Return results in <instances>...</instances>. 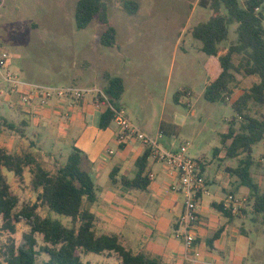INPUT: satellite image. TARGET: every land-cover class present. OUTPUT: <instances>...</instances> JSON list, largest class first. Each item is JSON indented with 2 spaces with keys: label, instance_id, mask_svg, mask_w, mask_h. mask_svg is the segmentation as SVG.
<instances>
[{
  "label": "rangeland",
  "instance_id": "obj_1",
  "mask_svg": "<svg viewBox=\"0 0 264 264\" xmlns=\"http://www.w3.org/2000/svg\"><path fill=\"white\" fill-rule=\"evenodd\" d=\"M78 1L0 0V50L10 55L11 68L19 72L22 80L54 87L103 90L105 73L124 78L125 93L118 108L124 105L131 121L144 125L147 135L158 139L164 148L186 147L189 158L202 159L213 179L218 171L224 174L225 179L219 184H226L229 180L226 168L237 166L238 160L226 156L222 136L229 132L230 126L240 128L242 119L235 117L231 104L255 84L256 77L238 74L228 103H211L205 99L208 63L210 60L216 63L217 57L210 59L201 51V43L192 37V30L207 22L213 12L199 7L198 0H136L138 12L128 14L124 9L126 0H106L109 25L116 30L115 46L106 47L101 43V36L108 26L98 17L86 29H77ZM245 1L239 0L241 5ZM237 28L238 24L231 25L229 40L221 45V50L237 40ZM235 62L238 63L237 58ZM0 90L10 92L1 75ZM179 92L186 93L177 103L175 96ZM7 97L0 99V114L12 115L19 125L20 118L8 107ZM249 109L252 116L264 118V105L252 103ZM233 118L236 119L232 123ZM162 122L175 125L177 133L158 138ZM24 131L25 136H21L18 132L0 130V148L18 155L31 153L52 173L67 161L71 154L70 144L63 143L64 140L58 139L49 129L33 126ZM253 156L257 164L252 171L253 177L264 192V140L254 146ZM2 172L19 197V209L38 204L30 169L26 170L22 181L4 168ZM92 177L99 183L95 175ZM103 178L110 182L107 175ZM38 205V214L45 216L47 208L44 204ZM245 207L253 210L252 202L246 201ZM252 216L260 221L254 224L249 220L246 229L256 238L259 235L255 229L263 224L259 214L249 215ZM52 217L69 224L67 218L54 214ZM29 232L28 222L24 220L18 224L16 234L3 231L0 217V249L12 240L17 245L23 244L24 235ZM38 240L44 244L41 236ZM83 259L91 264H122L116 253L109 257L84 255Z\"/></svg>",
  "mask_w": 264,
  "mask_h": 264
},
{
  "label": "trees",
  "instance_id": "obj_2",
  "mask_svg": "<svg viewBox=\"0 0 264 264\" xmlns=\"http://www.w3.org/2000/svg\"><path fill=\"white\" fill-rule=\"evenodd\" d=\"M201 8L209 9L213 16L192 30V37L201 43V51L209 57H217L222 69L219 77L206 87L204 97L211 103H228L232 98L237 75L255 76L258 83L235 100L231 106L241 118L240 128L230 126L229 132L222 136V144L229 159L238 160L236 168L227 171L237 177L239 187L250 191L249 203L252 202L254 213L261 216L264 225V192L253 177V168L257 165L253 156L254 146L264 140V118L259 119L250 114L249 105H264V0H246L243 5L239 0H198ZM124 9L128 14L139 10L136 0H126ZM226 11L224 13L223 11ZM98 17L107 29L101 36V43L106 47L116 44V30L109 25L108 5L106 0H79L75 12L76 27L84 30ZM238 24L237 40L226 48V53L220 55L221 45L229 40L230 27ZM238 59V63L235 62ZM106 86L103 89L108 100H102L103 109L100 128H109L115 119L113 109H118V102L125 93L124 81L121 77L104 74ZM186 92H179L175 101ZM236 118H233V123ZM5 126L12 131H23L14 124L0 119V127ZM165 130L166 125L161 124ZM123 146V145H122ZM219 151V150H217ZM150 150L147 149L136 163L137 172L133 179L123 178L122 186L129 191L148 189L151 180L147 171ZM89 162L85 154L73 148L67 161L52 173L40 165L31 153L22 155L10 153L0 148V217L2 230L12 235L17 232V226L23 220L28 222L30 232L24 235V243L17 245L11 241L0 249V260L5 264H38L42 254L48 256L44 264H85L82 254L116 253L122 264H162V262L144 253L133 254L125 249L117 236L100 235L96 231V218L86 204L97 200L96 185L87 167ZM13 173L22 181L27 169L32 174V187L37 193V201L44 204L49 215L42 218L37 214L39 205H24L19 209V198L11 190L7 177L2 169ZM112 183H116V174L111 175ZM215 208L231 216L232 211L223 205ZM242 211V210H241ZM55 216L67 218L69 224H64ZM217 232L209 242L218 238ZM43 237L40 245L37 236Z\"/></svg>",
  "mask_w": 264,
  "mask_h": 264
},
{
  "label": "crops",
  "instance_id": "obj_3",
  "mask_svg": "<svg viewBox=\"0 0 264 264\" xmlns=\"http://www.w3.org/2000/svg\"><path fill=\"white\" fill-rule=\"evenodd\" d=\"M225 53L226 49H223L220 55ZM207 69L209 81L206 87L222 72L218 58L216 63L210 60ZM122 79L125 85V79ZM258 81L256 77L255 83ZM101 107L88 97L80 102L70 100L54 102L48 107L11 109L16 112L15 116L20 118L19 125L15 124L12 115L1 113L0 119L14 124L17 130L20 128L23 134L15 130L13 132H18L21 136H25V128L41 126L46 130L49 129L58 139L64 140L63 143L70 144L71 152L75 147L85 154L90 164L87 169L99 182L94 181L97 200L93 204L85 205V208L96 218V231L100 235L117 236L125 249L133 254L144 253L159 259L162 264H264V225L255 229L259 235L256 238H253L246 229L249 220L254 224L260 221L255 218L256 216L249 217L250 214H255L254 211L244 207L240 213L232 211L231 216H226L215 208V205L224 206L230 194L248 201L249 189L239 187L237 177L227 171L228 168L237 166L226 168L225 173L229 180L224 185L219 184L225 179L224 174L218 171L216 178L213 179L207 171V164L203 166L202 171L207 178L208 193L201 197L195 228L196 242L194 248L187 252L180 235L179 220L184 210V198L178 191L180 184L178 176L169 174L163 164L149 156L147 171L151 183L148 189L126 190L121 180L135 178L137 160L148 148L137 140H132L123 146L119 144L120 129L115 122L109 128L101 129L100 119L103 112ZM119 109L124 113L125 110L127 111L122 104L119 105ZM125 115L131 121L127 112ZM164 124L166 129L162 130L160 125L159 135L177 133L175 125ZM137 126L148 134L144 125ZM0 130L12 131L5 126H1ZM109 151H113V154H109ZM219 158L221 159L220 155ZM113 173L116 174L115 184L111 180ZM104 175L109 177L110 182L104 180ZM214 187L217 189L215 190ZM48 215L49 211L41 217L45 218ZM219 231L218 238L210 243L209 240ZM113 254L108 252L100 255L82 254V260L85 264H91L89 260L84 261V255L109 257ZM39 259L40 264H44L48 256L42 254ZM0 264L5 263L0 260Z\"/></svg>",
  "mask_w": 264,
  "mask_h": 264
},
{
  "label": "built area",
  "instance_id": "obj_4",
  "mask_svg": "<svg viewBox=\"0 0 264 264\" xmlns=\"http://www.w3.org/2000/svg\"><path fill=\"white\" fill-rule=\"evenodd\" d=\"M0 75L8 84V91H10L6 93L0 90V99H4L5 95L8 96L9 98L5 99L10 109L48 107L54 102L66 100L80 102L88 97L100 106L102 100H108L104 90L99 88L43 86L22 80L19 72L11 68L10 55L2 49L0 50ZM113 110L115 112L114 122L120 129L119 144L125 145L132 140L141 142L150 150V158L163 164L169 174L178 176L180 182L178 191L184 198V210L179 220L180 235L187 252L191 251L197 238L195 228L198 222V206L201 197L208 193L207 178L202 171L204 161L189 158L186 147L177 150L164 148L159 144L158 139L151 138L133 124L123 110L119 108ZM161 137L162 134L158 138ZM109 154H113V151H109ZM245 205L244 198L230 194L224 207L234 213H240Z\"/></svg>",
  "mask_w": 264,
  "mask_h": 264
}]
</instances>
